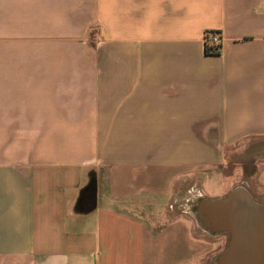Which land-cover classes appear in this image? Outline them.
Returning <instances> with one entry per match:
<instances>
[{"label": "crops", "instance_id": "crops-1", "mask_svg": "<svg viewBox=\"0 0 264 264\" xmlns=\"http://www.w3.org/2000/svg\"><path fill=\"white\" fill-rule=\"evenodd\" d=\"M86 2L0 0V264H209L193 186L264 143V0Z\"/></svg>", "mask_w": 264, "mask_h": 264}, {"label": "water", "instance_id": "water-1", "mask_svg": "<svg viewBox=\"0 0 264 264\" xmlns=\"http://www.w3.org/2000/svg\"><path fill=\"white\" fill-rule=\"evenodd\" d=\"M92 192L94 185L83 197ZM191 214L211 235L228 236L214 264H264V203L257 202L245 186H235L223 197L197 198Z\"/></svg>", "mask_w": 264, "mask_h": 264}, {"label": "rangeland", "instance_id": "rangeland-1", "mask_svg": "<svg viewBox=\"0 0 264 264\" xmlns=\"http://www.w3.org/2000/svg\"><path fill=\"white\" fill-rule=\"evenodd\" d=\"M54 1V0H53ZM88 1V2H86ZM86 2L85 5L90 3V0H67L69 5L78 6L81 4L82 6ZM79 9V8H78ZM76 16V13L70 14ZM80 14L78 13V17ZM92 30L89 34V47L96 49L100 43H98V34L95 28L91 27ZM101 41V40H100ZM216 174L223 176V180L221 177H217ZM210 176L213 177L211 181V186L214 187L213 190L208 191L204 190L206 196L210 198L223 197L227 195L232 187L235 186H245L241 184L242 182L247 181L250 186L254 187L253 189L259 190V195H257L258 199L264 198V143L260 144L259 142H251V143H238L235 146L227 147L224 151L223 156V164L217 166V168L213 169L210 173ZM196 179H200L196 177ZM193 181H195L193 179ZM202 183H195L194 191L197 192L196 196L203 197L200 195L202 193L201 189ZM193 191V192H194ZM200 192V193H198ZM180 210H175L174 213H178ZM194 232L198 235L201 232L200 227H196L193 229ZM223 234L216 235L213 239L218 243V247L213 253L211 259L209 260V264H214V259L216 256L223 251L228 243V237L225 236L223 238Z\"/></svg>", "mask_w": 264, "mask_h": 264}, {"label": "trees", "instance_id": "trees-1", "mask_svg": "<svg viewBox=\"0 0 264 264\" xmlns=\"http://www.w3.org/2000/svg\"><path fill=\"white\" fill-rule=\"evenodd\" d=\"M214 32H206L204 36V41H205V54L208 56H217L220 55L221 51V44L219 45H212L211 40H212V34Z\"/></svg>", "mask_w": 264, "mask_h": 264}, {"label": "built area", "instance_id": "built-area-1", "mask_svg": "<svg viewBox=\"0 0 264 264\" xmlns=\"http://www.w3.org/2000/svg\"><path fill=\"white\" fill-rule=\"evenodd\" d=\"M211 44L212 45H219V44H221V38H220V33L219 32H214L212 34Z\"/></svg>", "mask_w": 264, "mask_h": 264}]
</instances>
